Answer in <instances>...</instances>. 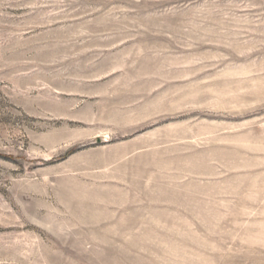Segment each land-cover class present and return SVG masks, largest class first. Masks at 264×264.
<instances>
[{
    "label": "rangeland",
    "instance_id": "1",
    "mask_svg": "<svg viewBox=\"0 0 264 264\" xmlns=\"http://www.w3.org/2000/svg\"><path fill=\"white\" fill-rule=\"evenodd\" d=\"M0 264H264V0H0Z\"/></svg>",
    "mask_w": 264,
    "mask_h": 264
}]
</instances>
